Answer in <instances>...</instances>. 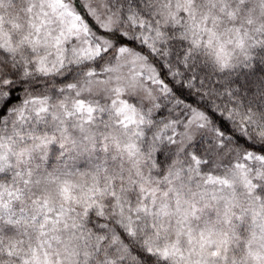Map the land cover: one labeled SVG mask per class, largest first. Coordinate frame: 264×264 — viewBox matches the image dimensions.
I'll use <instances>...</instances> for the list:
<instances>
[{"label": "snow or ice", "instance_id": "1", "mask_svg": "<svg viewBox=\"0 0 264 264\" xmlns=\"http://www.w3.org/2000/svg\"><path fill=\"white\" fill-rule=\"evenodd\" d=\"M0 264H264V0H0Z\"/></svg>", "mask_w": 264, "mask_h": 264}]
</instances>
